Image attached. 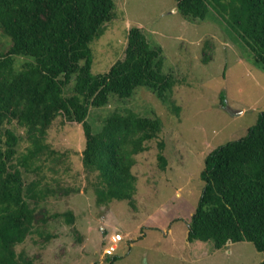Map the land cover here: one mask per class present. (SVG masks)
<instances>
[{"label": "rangeland", "instance_id": "374dc122", "mask_svg": "<svg viewBox=\"0 0 264 264\" xmlns=\"http://www.w3.org/2000/svg\"><path fill=\"white\" fill-rule=\"evenodd\" d=\"M113 2L111 17L88 43L91 72L105 71L122 55L126 29L137 25L149 43L161 46L162 69L174 82L164 100L143 85L125 98L109 95L105 104L89 106L87 118L98 128L113 109L130 108L158 116L160 129L133 154L132 203L124 198L97 202L94 172L81 163L80 123L56 115L42 140L46 148L39 153V167L23 172L19 165L23 183L36 179L34 188L43 195L30 230L13 245L18 264H255L263 253L249 240L214 248L209 240L187 241L185 234L202 185L203 156L242 135L264 109V70L215 13L189 19L175 10V0ZM8 45L0 29V53ZM28 59L13 55V66ZM70 89L71 81L64 93ZM6 126L19 136L14 156L25 152L30 142L24 129L13 121ZM160 150L163 167L156 157ZM26 200L32 205L31 198ZM113 232L122 238L112 255L102 254Z\"/></svg>", "mask_w": 264, "mask_h": 264}, {"label": "trees", "instance_id": "16d2710c", "mask_svg": "<svg viewBox=\"0 0 264 264\" xmlns=\"http://www.w3.org/2000/svg\"><path fill=\"white\" fill-rule=\"evenodd\" d=\"M113 5V0H0V29L9 37L0 53V264H18L13 245L35 219L43 192L35 190L36 179L23 183L20 167L23 172L39 167V153L46 148L42 140L56 115L80 123L81 163L94 172L96 201L124 198L132 203L133 154L156 136L160 119L130 108L113 109L96 128L87 118L89 106L105 104L109 95L128 97L137 85L164 100L174 77L162 69L161 46L149 43L137 25L126 29L122 55L105 71L91 72L88 43L111 17ZM175 10L189 19L215 13L264 70V0H175ZM13 55L29 59L14 67ZM218 96L224 105L223 90ZM11 121L30 142L16 156L19 136L6 126ZM156 157L163 167L161 150ZM199 177L202 185L186 240H209L214 248L249 240L263 253L255 264H264V109L242 135L204 154Z\"/></svg>", "mask_w": 264, "mask_h": 264}, {"label": "built area", "instance_id": "2783aa9c", "mask_svg": "<svg viewBox=\"0 0 264 264\" xmlns=\"http://www.w3.org/2000/svg\"><path fill=\"white\" fill-rule=\"evenodd\" d=\"M122 238L121 233L113 232L109 239L103 245L102 254H112L116 248L117 242Z\"/></svg>", "mask_w": 264, "mask_h": 264}]
</instances>
